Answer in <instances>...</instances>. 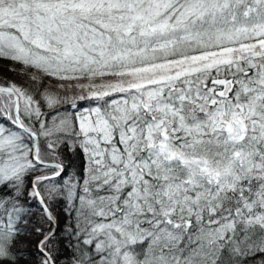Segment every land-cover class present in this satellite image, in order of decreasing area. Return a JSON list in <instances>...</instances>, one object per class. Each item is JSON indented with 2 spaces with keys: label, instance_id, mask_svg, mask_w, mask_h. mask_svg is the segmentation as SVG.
Masks as SVG:
<instances>
[{
  "label": "snow or ice",
  "instance_id": "obj_1",
  "mask_svg": "<svg viewBox=\"0 0 264 264\" xmlns=\"http://www.w3.org/2000/svg\"><path fill=\"white\" fill-rule=\"evenodd\" d=\"M0 61V264H264V0H0Z\"/></svg>",
  "mask_w": 264,
  "mask_h": 264
},
{
  "label": "trees",
  "instance_id": "obj_2",
  "mask_svg": "<svg viewBox=\"0 0 264 264\" xmlns=\"http://www.w3.org/2000/svg\"><path fill=\"white\" fill-rule=\"evenodd\" d=\"M3 77H8L9 79H14L18 83H23L24 82V78L23 77H21L19 75H15L14 73L9 72L7 70V62L0 61V78H3ZM66 155H69V158L72 160L73 164L76 166L77 169H79L82 166L81 159L73 157V156H71L70 154H67V153H66ZM35 211H36V209H34V212ZM55 211H56V215L57 216H58V214L62 215V219H61L60 223H61V225H63L65 218L63 216V212H62V210H61L59 205L56 206ZM30 219H31L32 222H35L36 216H33ZM36 240H37V238L34 235H31V234L26 235L22 239V241L20 243V247L24 251L26 259H27V256H28L29 253H34L35 252ZM61 255L62 256H68V255H70V253L68 252L67 249H62Z\"/></svg>",
  "mask_w": 264,
  "mask_h": 264
},
{
  "label": "rangeland",
  "instance_id": "obj_3",
  "mask_svg": "<svg viewBox=\"0 0 264 264\" xmlns=\"http://www.w3.org/2000/svg\"><path fill=\"white\" fill-rule=\"evenodd\" d=\"M58 218H59V220L61 221V219H62V215H61V214H58ZM36 242H37V240H36Z\"/></svg>",
  "mask_w": 264,
  "mask_h": 264
}]
</instances>
